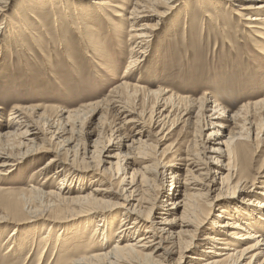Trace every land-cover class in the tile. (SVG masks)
Returning a JSON list of instances; mask_svg holds the SVG:
<instances>
[{"label":"rangeland","instance_id":"374dc122","mask_svg":"<svg viewBox=\"0 0 264 264\" xmlns=\"http://www.w3.org/2000/svg\"><path fill=\"white\" fill-rule=\"evenodd\" d=\"M54 1L55 5L52 0H11L0 19V23L4 21L0 24V118L3 124L6 123L15 106H42L39 113L29 112L25 117L37 124L42 132L36 137L40 145H52L57 150L62 144L58 141L72 137L74 143L82 144V148L95 142L102 147L110 138L115 139L119 134H129L127 136L132 137L134 132L130 127L118 131L116 129L122 119V115L119 116L117 112L118 106L122 105L145 116L143 121L145 128L147 127L146 136L143 137L144 143L138 147L146 148H142V151L145 149V152L150 154V161L156 159L154 162H160L164 159L161 157L163 155L171 159L177 153H182L183 156L190 154L204 157L201 153L204 137H200L199 127L198 133L193 132L194 130L184 122L186 117L183 113L190 103L182 101L179 97L195 99V109L198 110L203 97L215 95L220 106L230 114L241 113L251 102L253 104L264 99V40L258 37L250 38L241 18L234 14L232 7L224 3L214 6L216 4H211V0H206L209 5L206 7L211 11V16L204 14L200 0H173L170 3L172 8L165 9L166 14L151 10L152 6L148 3L150 11L139 17L134 24L155 23L152 36L149 37L143 53L145 56L139 58V68H128L132 59L129 58L132 45L129 37L130 22L125 18L123 20L109 7L98 4L111 2L122 6L125 1ZM161 1L163 5H167V0ZM239 28L243 31L240 34ZM123 80L154 91H170L169 94L175 95V101L168 105L169 110L172 108V114L166 122V140L159 142L156 133L161 126H152L156 124L155 115L158 108L155 95L127 87L119 91L114 90ZM70 111L74 116L67 125L68 119L64 120V117ZM39 114L44 117L40 118ZM243 120L241 117L237 122L242 124ZM200 124H203V121L198 125ZM234 125L231 124L229 129L223 132L222 142L228 140L229 136L240 133V126ZM52 130H58L60 135L64 134L63 137L57 139L59 134H54L56 136L53 139H48L52 134L49 131ZM88 131L93 134L86 136ZM238 142H242L241 150L250 159L247 167L251 165L252 176L256 175L254 168L258 169L262 163L264 174V145H259L257 152H253L255 146L252 141L248 142L243 138ZM167 145H171L170 153L162 154ZM54 151H42L25 157L6 175H0V187L6 190L0 191V197L26 198L33 186L46 191L61 187L62 176L54 175L55 167L40 170L48 158L55 155ZM126 153L125 149L123 154ZM135 153L133 156L138 164L135 168L141 173L143 169L140 165L145 161L138 159L139 156ZM106 176V184L120 187L116 171L107 173ZM111 177L113 178L110 179ZM75 179L77 184L74 183ZM75 179L73 186L71 185L73 196L89 194L91 187L97 186L88 184L91 179L88 175ZM120 185L122 186L121 183ZM157 185L152 193L155 197L160 193L159 200H163L165 196L162 193L169 191L171 181L166 179L164 184L157 182ZM37 205L45 206L46 201L38 202ZM244 205L253 207L249 202ZM208 207H201L199 217L206 215L208 211L210 213ZM8 211L0 200V215ZM97 211L106 212L108 208ZM218 213L215 208L210 215L211 222L196 237L203 239L208 234ZM181 214L182 209L179 212V215ZM97 218L89 221L73 219L61 223V228L58 227L54 233L58 235L61 231L69 232L77 227L93 229L104 223ZM120 219L121 217L114 228H117ZM6 225L8 227L0 223V264H36L37 249L41 245V237L45 234L39 224L13 227L19 231L17 238L23 241L22 246L15 247L13 251V246L7 241L11 226ZM115 239H118L117 234L107 245V249L114 246ZM54 240L51 241V249L47 247L43 264H52L55 253ZM68 242L61 247L59 253L66 248L72 251L73 255L97 252L95 247L89 248L92 241L88 240V237H85L80 246H73V239ZM244 247V244H239L237 248ZM202 249L196 248V254H201ZM178 255L179 252L173 257L177 258ZM187 262L188 257L184 259V264ZM119 264L129 263L122 261Z\"/></svg>","mask_w":264,"mask_h":264},{"label":"bare ground","instance_id":"6f19581e","mask_svg":"<svg viewBox=\"0 0 264 264\" xmlns=\"http://www.w3.org/2000/svg\"><path fill=\"white\" fill-rule=\"evenodd\" d=\"M122 1H125L122 6L111 2L98 4L109 7L123 20L125 18L130 22L129 37L132 45L129 58L132 59L128 63V68H139V58L144 55L155 23L135 25L134 22L150 11L148 3L152 6L151 10L166 14L165 9L172 8L170 3L173 0H167V5H163L161 0ZM10 2L11 0H0V19ZM52 2L55 5V1ZM200 3L204 14L211 16L206 0H200ZM223 3L232 7L234 14L241 18L250 38L258 37L264 40V0H211V4H216L214 6ZM3 23L4 21L0 24ZM238 31H240L238 34L243 32L240 28ZM126 87L155 95L158 108L155 115L156 124L152 126L153 128L157 124V127L161 126L156 137L159 142L166 140L168 136V133H165L166 122L172 114V108L169 110L168 105L175 101V95L163 89L150 90L127 80L115 86L114 90L119 91ZM179 98L190 103L183 113L186 117L184 122L194 130L193 132L199 127L200 137H204L203 148L201 147L204 157L190 154L183 156L182 153H177L171 159L163 155L161 157L164 159L160 162H154L156 159L150 161L148 157L150 154L145 152L146 148L138 147L144 143L143 137L146 136L147 127L145 128L146 124L143 121L145 116L122 105L118 106V111L116 110L119 116L122 115L116 129L118 131L130 127L134 134L132 133V137L127 136L129 134L124 136L119 134L115 139L110 138L102 147L95 142L82 148V144L74 143L72 137L58 141L62 144L57 150L52 145L38 144L36 137L42 132L37 124L25 117L29 112L39 113L41 105L28 108L15 106L4 124L0 118V175H6L25 157L55 150V155L52 154L53 156L48 158L40 170L55 167L54 175L62 176L61 187L57 190L46 191L33 186L26 198L0 197L4 207L9 210L0 215V223L7 227L6 224L11 226L7 239L13 246L11 250L23 244V241L17 238L19 231L13 227L39 224L45 234L41 237V245L37 249L36 264H43L54 238L55 253L53 259L51 258L52 264L57 261L59 264H119L122 261L129 264H184L187 257V264H264L263 163L258 169L254 168L256 175L252 176L251 165L247 167L250 159L241 150L242 142H238L243 138L245 141H252L255 146L253 152H257L259 145H264V99L253 104L251 102L241 113L230 114L220 106L215 95L203 97L198 110L195 109L197 107L195 99L182 96ZM1 113L0 111V115ZM39 115L40 118L44 117L42 114ZM61 116L63 117V113ZM73 116V112L70 111L64 117V120L68 119L67 125ZM241 117L244 120L239 124L237 121ZM202 121L203 124L198 125ZM231 124L240 126V133L229 136L228 140L222 142L223 132L229 129ZM72 129L71 127V131ZM49 132L52 134L48 139H53L56 136L54 134H59L58 130ZM86 134L90 136L93 133L88 131ZM63 135L59 134L56 138L60 139ZM170 147L171 145H167L162 154L170 153ZM142 148H145L144 151ZM125 149L127 153L124 155ZM133 153L139 156L138 159L145 161L140 165L143 169L141 173L135 168L138 164ZM113 171L117 172L118 181L122 184L121 186L119 183V188L104 181L107 173ZM87 175L91 178L88 184L97 186L91 187L89 194L73 196L74 190L71 185L74 179H81ZM166 179H170L171 188L162 193L165 198L159 200L160 193L155 197L152 192L157 182L161 185ZM74 183L77 184L76 179ZM0 191L6 190L0 187ZM44 200L45 206L37 205ZM245 202H249L253 207H246ZM203 205L209 206L211 211L199 217ZM103 208H108V211H97ZM215 208L219 213L212 221V228L203 239H199V236H196L211 222L210 215ZM181 209L182 214L179 215ZM120 217L119 225L114 228ZM93 218L104 223L93 229L77 227L69 232L61 231L58 235L54 233L58 227L61 228V223L73 219L89 221ZM116 234L118 239H115L114 246L107 249V245ZM85 237L92 241L89 248L95 247L97 252L73 255V252L66 248V252L63 250L59 253L61 247L69 240L73 239L74 244L71 242L73 246L75 244L80 246ZM239 244H244L245 247L237 248ZM199 247L203 248L201 254H196V248ZM177 252L179 255L174 258L173 255Z\"/></svg>","mask_w":264,"mask_h":264}]
</instances>
